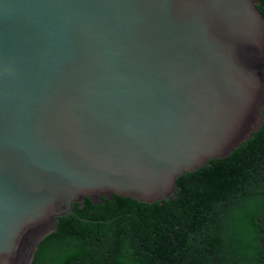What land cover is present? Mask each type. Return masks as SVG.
I'll list each match as a JSON object with an SVG mask.
<instances>
[{"label":"water","instance_id":"water-1","mask_svg":"<svg viewBox=\"0 0 264 264\" xmlns=\"http://www.w3.org/2000/svg\"><path fill=\"white\" fill-rule=\"evenodd\" d=\"M258 0H0V264L73 203H153L264 119Z\"/></svg>","mask_w":264,"mask_h":264},{"label":"trees","instance_id":"trees-1","mask_svg":"<svg viewBox=\"0 0 264 264\" xmlns=\"http://www.w3.org/2000/svg\"><path fill=\"white\" fill-rule=\"evenodd\" d=\"M174 194L73 203L80 218H56L30 264H264V119L230 155L180 175Z\"/></svg>","mask_w":264,"mask_h":264},{"label":"flooded vegetation","instance_id":"flooded-vegetation-1","mask_svg":"<svg viewBox=\"0 0 264 264\" xmlns=\"http://www.w3.org/2000/svg\"><path fill=\"white\" fill-rule=\"evenodd\" d=\"M262 247H264V246L262 245Z\"/></svg>","mask_w":264,"mask_h":264}]
</instances>
